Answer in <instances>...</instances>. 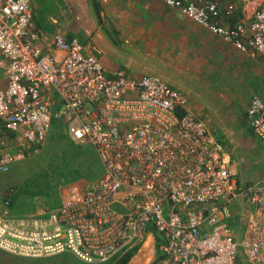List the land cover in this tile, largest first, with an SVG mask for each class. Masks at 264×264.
Returning <instances> with one entry per match:
<instances>
[{
	"label": "built area",
	"instance_id": "built-area-1",
	"mask_svg": "<svg viewBox=\"0 0 264 264\" xmlns=\"http://www.w3.org/2000/svg\"><path fill=\"white\" fill-rule=\"evenodd\" d=\"M234 49L260 58L264 0H163ZM185 92L150 75L108 76L77 38L36 30L31 0H0V173L42 152L52 110L73 144H90L102 174L59 190L35 214L0 206V251L24 259L68 254L82 264H264V179L238 177L211 122ZM264 144V94L245 112ZM211 126V127H210ZM242 210L233 227L229 206ZM131 258V260H132Z\"/></svg>",
	"mask_w": 264,
	"mask_h": 264
},
{
	"label": "crops",
	"instance_id": "crops-1",
	"mask_svg": "<svg viewBox=\"0 0 264 264\" xmlns=\"http://www.w3.org/2000/svg\"><path fill=\"white\" fill-rule=\"evenodd\" d=\"M31 2L35 27L39 34L51 37L59 32L66 37L77 38L89 52L99 57L110 77L116 72H125L130 76L150 75L167 82L187 94L191 102L195 103L193 107L198 109L194 112L200 113L201 110L204 113H211L206 109L212 104L221 103L226 96L229 101L225 105L230 107L232 103L239 104L236 99L245 98L242 106L245 110L251 97L259 95L256 93L259 90H252L251 87L259 85L260 88L264 83L260 58L251 57L234 49L206 28L166 7L163 0H31ZM41 15L44 17L41 18ZM102 35L105 39L113 35L120 45L124 42L125 45L122 47L126 53L129 56L132 54L137 56L134 65L126 67V70H111L97 46L103 39ZM231 66L244 68L241 73L247 83H244V87L242 85L241 91L243 93L244 90H248L244 97H237L236 90L234 94L232 92L235 86L228 80L233 77L234 70ZM222 74H227L228 78L225 77L224 82L226 94L223 91L221 94L220 92L205 94V90L199 88L198 85L202 84L200 81L204 76L222 80ZM214 80L208 78L207 82ZM193 81L195 87L188 90L186 85ZM216 83L218 82L214 84ZM247 128L250 131L249 126ZM221 129V136H225L226 140L227 136L230 140L235 139L232 128ZM250 136L251 140L255 138L251 131ZM260 145L262 147H257L256 153L253 155L250 153L255 157L253 167L257 169L256 171L254 169L251 171L249 165L243 164V160L237 161L245 170L250 169L249 173L253 180L264 179V162L260 159L261 155L264 156V144ZM225 153L227 154V151Z\"/></svg>",
	"mask_w": 264,
	"mask_h": 264
},
{
	"label": "rangeland",
	"instance_id": "rangeland-1",
	"mask_svg": "<svg viewBox=\"0 0 264 264\" xmlns=\"http://www.w3.org/2000/svg\"><path fill=\"white\" fill-rule=\"evenodd\" d=\"M41 18L44 17V15L40 16ZM103 36V35H102ZM112 36V37H111ZM110 38H104L102 41H100L99 43H97L98 49L100 52H102V57L104 59V61L108 64V66L110 67L111 70H126V67L131 66L132 64L134 65V63L136 62V58L137 56L135 54H132V56L126 53V51L123 49L122 46H124V42H121L122 44L120 45L115 39L114 36L111 35ZM138 63L140 64L141 61H138ZM231 68H233L231 66ZM244 68L240 67V66H235V68H233L234 72H232V78H227V74H222V80H214L216 79L215 77H210V76H204L203 80L200 81L202 84H199V88L205 90V94L207 92H209L210 94H212L213 92H225L226 94V86L224 85L225 82V77L228 80H231V84L234 85V89L232 90L233 94L235 92V90L237 91V97H244L245 95L248 94V90H244V92L242 93L241 89H243L244 87V83H247L246 79H243V74L241 73L242 70ZM117 71V70H116ZM116 71H111V72H116ZM205 71V70H204ZM106 72H108V70L106 69ZM117 73V72H116ZM109 74V72L107 73V75ZM115 75V74H114ZM214 80V82H207L208 78ZM215 82L216 85L214 84ZM190 85H186V87H188V90H192L193 87H195V82L193 81L192 83H189ZM195 84V85H194ZM198 84V82H197ZM243 85V87H242ZM231 85H229L230 87ZM259 85L256 86H252V90L253 89H257L259 91H257L256 93L259 95H263L264 94V83L262 84V86L260 88H258ZM198 88V89H199ZM201 89H199V91H201ZM216 93V94H217ZM219 94V93H218ZM187 95V94H186ZM224 96V95H223ZM188 97V96H187ZM189 99V97H188ZM228 96L223 97L222 102L219 104H212L210 106V108H207L206 110L211 111V113L206 112L204 113L203 111L200 110L199 112H195L196 114H198L199 116H201L203 119L210 121L211 122V126L214 127V131L216 134V137L219 139V141L221 142V146L223 147V149H225L227 151V154L230 157L231 162L234 163L235 168H236V172L238 174V177L241 179V181H243L244 183H251L252 181H258L260 179L257 180H253V177L251 175V171H253L254 167V163L253 160L255 159L254 156H251L250 153H252V155L254 153H256L257 147L261 148L262 145H260L261 143L256 139V138H252L251 140V136H250V131L247 128L248 123L246 121V116H245V112L246 109H243V103L245 102V98L243 99H236V102H239V104H234L232 103V106H227L225 104H228ZM190 102V108L192 111H197L198 109L194 108L193 106L195 105L194 102H191V100L189 99ZM217 102V101H215ZM194 103V104H193ZM222 103L223 106L221 105ZM221 107V108H220ZM215 110H212V109ZM217 109V110H216ZM215 111V113H213ZM57 112L56 108L54 107V109L52 110V124H62V119H58L55 117V113ZM201 114V115H200ZM210 126V127H211ZM232 128L231 131L234 132V137L235 139H231L228 137V140H226L225 136H221L222 135V129L221 128ZM236 131L238 132L236 134ZM218 134V135H217ZM49 135V134H48ZM48 138V137H47ZM254 142V143H253ZM257 142V144H256ZM259 144V145H258ZM45 146H47V140H46V144ZM45 146H43L45 148ZM43 148V151H45ZM42 154V152L31 158L30 160L24 161L22 163H19V165H22V170L16 172L14 175L12 174V171L10 170L8 173H0V206L1 204H3V202L6 199V195L8 194L9 190H11V188L13 187H17L20 184L23 185V183L28 182L29 180L32 179L31 177V173H33L34 167H29L26 166L28 165H34V162L37 160L38 156H40ZM250 159V161H249ZM262 162H264V156L261 155ZM238 160H243V164H245L246 166L249 165L251 171H249L250 169L245 170L244 167H241L240 163L237 162ZM249 162V163H248ZM259 162H261L259 160ZM18 165V164H17ZM251 165V166H250ZM14 167V166H13ZM13 167L11 169H13ZM257 169L255 168L254 171H256ZM36 178H34L35 180ZM79 181H86L87 183H91L94 180H85V179H80ZM17 191V190H16ZM15 191V192H16ZM14 192V193H15ZM26 192H24V195L26 196ZM29 196L25 197V200H28ZM32 202H34V204L32 205L33 207L29 206L27 208L24 209V207L21 206H17L15 208V210L19 211V215L20 216H28V215H32L35 214L34 213H30V211H32V209H37L40 210L42 207V205H47L49 203H51L50 199H46V198H41V197H36ZM229 211L231 214V219L230 223L233 227L236 226V224H240L241 222H243V220L245 219L243 214H242V210H238L236 209L235 205L229 206ZM16 215H18L16 213ZM151 257V252L148 255V258L143 260L142 262H138L137 260L133 262V258L130 261L133 262L134 264H147L148 260H150ZM76 259H74L73 257L69 256L68 254H62L58 257H54V258H48V259H38V260H34V259H24V258H20L8 253H5L3 251H0V264H70V263H75ZM108 264H112V262H109Z\"/></svg>",
	"mask_w": 264,
	"mask_h": 264
},
{
	"label": "trees",
	"instance_id": "trees-1",
	"mask_svg": "<svg viewBox=\"0 0 264 264\" xmlns=\"http://www.w3.org/2000/svg\"><path fill=\"white\" fill-rule=\"evenodd\" d=\"M47 136V146H45L42 154L38 156L34 165H26L34 167L33 173H31L32 179L23 185L12 187L13 190L11 197V211L14 214L19 215V211L15 208L19 205L27 208L33 207L32 202L36 197L50 199L51 203L44 206L56 207L59 204V190L64 184L85 180H96L102 174L101 164L98 155L94 151V147L90 144L76 145L73 144L64 131V124H52V127ZM30 160V159H29ZM27 161V160H26ZM22 165H14L11 169L12 174L22 170ZM34 178H36L34 180ZM24 192L26 196H29L28 200H25ZM18 208V207H17ZM36 213L37 209H32L30 213ZM151 238L146 242L143 247V253L148 258L151 252ZM58 257V256H57ZM54 258V257H53ZM132 254H128L123 259L118 261L117 264H129ZM149 259V258H148ZM141 262L139 258L134 261ZM131 264H134V263ZM76 264H81L79 261H75ZM65 264V263H63ZM74 264V263H70Z\"/></svg>",
	"mask_w": 264,
	"mask_h": 264
},
{
	"label": "bare ground",
	"instance_id": "bare-ground-1",
	"mask_svg": "<svg viewBox=\"0 0 264 264\" xmlns=\"http://www.w3.org/2000/svg\"><path fill=\"white\" fill-rule=\"evenodd\" d=\"M149 239H150V237L147 239V241H146V242H148V241H149ZM146 242H145V243H146ZM146 244H147V243H146ZM146 244H145V245H146Z\"/></svg>",
	"mask_w": 264,
	"mask_h": 264
}]
</instances>
